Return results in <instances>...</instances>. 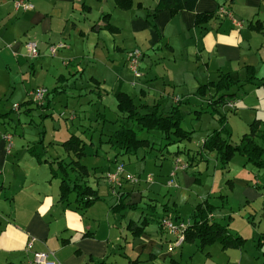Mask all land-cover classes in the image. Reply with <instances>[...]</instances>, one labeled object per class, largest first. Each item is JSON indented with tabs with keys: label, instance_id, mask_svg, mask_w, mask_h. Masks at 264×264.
<instances>
[{
	"label": "crops",
	"instance_id": "crops-1",
	"mask_svg": "<svg viewBox=\"0 0 264 264\" xmlns=\"http://www.w3.org/2000/svg\"><path fill=\"white\" fill-rule=\"evenodd\" d=\"M14 1L0 0V61L20 56L27 52V43H36L39 55L28 62L34 77L29 86L30 92L43 88L37 85L39 73L36 74L34 60L37 61L48 53L50 57L47 56V59L55 57L50 59L52 66L56 62L65 69L76 65L79 71L82 62L76 61L85 57L84 46L89 43L90 34L94 33V47L102 50L104 58L102 55L99 58L104 61L110 57L106 44L108 41L113 43L114 52L119 50L123 53L122 57H118L123 63L127 62L128 52L138 50L142 53L140 76H134L130 80L122 67L111 88L113 98L116 91H121L131 96L135 102L138 99L142 113L151 112L154 105L158 106L159 113H167L174 107L181 111V105H188L191 101L200 105L201 112L195 111L196 122L192 121L193 130L188 131L192 134L204 133L195 151L200 149L207 136L221 129L216 119L219 118L218 113L227 120L225 112L235 113L236 109H247L252 111L249 127L253 122L260 121V128L264 129V84L261 82L264 79V33L256 29L258 24L264 25V0H196L194 11L184 10L174 15L169 11L156 13L154 26L149 23L148 16L154 13L160 0H132L134 6L128 10L119 9L114 0H24L33 6L26 11L15 9ZM138 4L140 8L137 7ZM221 7L228 10L234 20L241 22V26L234 25L228 17H214L200 26L196 25L198 14H216ZM109 26L114 31H110ZM102 31L111 36L109 40L100 39ZM116 36L120 38L122 46L114 45ZM59 43L65 47L51 55L49 47ZM228 74L238 81L228 92L232 95L229 99L235 100L233 110L227 106L211 105L210 100L215 92L211 86L203 89L205 94L198 93L202 86L217 83L221 76ZM251 74L255 75V80L248 83L246 80ZM66 80L65 76L59 75L56 84ZM90 81L100 87L101 82L97 79L91 77ZM246 85L257 88L256 97L253 100L248 98L249 103H241L235 90ZM65 89L55 86L48 94L65 93ZM131 91L135 93L134 96ZM191 93L193 97L190 96ZM50 99L52 98L48 95L44 106L39 108L50 109ZM32 102L33 100H26L23 104L28 106ZM30 110L26 109V114ZM116 121L117 117L114 122ZM246 133L248 132H244ZM4 135L5 133L0 135V264H29L34 253H53L56 264H129L132 261L139 264H168L167 260L170 264H179L174 259L176 251L181 250V256L184 251H188L183 246L185 242L179 248L169 251V245L175 238L166 230H161L159 220L169 213L175 215L176 220L180 219L178 210L165 206L163 214L158 215L152 203L141 207L146 196L139 189L140 179L134 185L122 180L120 185L110 186L106 182V175L100 177L103 179L102 184L112 195L108 200L99 192V181L96 182V187L90 185V176L88 185L97 192L100 199L85 211L78 210L74 194L66 203L59 201V180L53 178L52 169L56 168V159H71L72 155L64 150L62 144L75 133L59 143L66 158L48 157L46 150H41L37 145H27L24 149L13 151L11 149L7 153ZM90 144L95 146L92 140ZM180 147L181 145L173 153L165 154H171L174 158L183 156L175 155ZM85 149L81 163L87 155ZM189 153L192 156L195 152ZM94 155L98 156V153L95 152ZM208 155L194 157L191 166L207 160L205 157ZM217 164H220L218 160ZM224 173H231L229 166ZM248 173H242L241 178L235 176L232 180L227 177L225 186L228 185L232 193L236 190L240 192L244 206L258 203L260 208L257 206L256 209L260 211V219L264 221V193L255 188ZM55 180L58 181L57 186L53 185ZM184 180L188 185L199 181L197 178L192 181L190 177H185ZM127 186H131V189H127ZM223 193L218 197L227 201L228 195ZM113 197L116 199L115 203ZM205 201L216 208L206 198L194 206L192 215L195 208ZM100 204L105 207H98ZM127 209L139 210L137 218L127 220L124 213ZM117 215L122 218L120 227L117 226ZM211 216L213 221L222 224L215 216ZM150 222H156L157 231L146 230ZM141 225H144L143 230H138ZM31 239L34 242L27 249ZM219 246L226 253L227 250H223L220 244ZM192 250L190 249L191 252ZM228 250L239 251L236 264H264V259L246 253L245 245ZM206 252V256L211 259L210 252Z\"/></svg>",
	"mask_w": 264,
	"mask_h": 264
},
{
	"label": "rangeland",
	"instance_id": "rangeland-1",
	"mask_svg": "<svg viewBox=\"0 0 264 264\" xmlns=\"http://www.w3.org/2000/svg\"><path fill=\"white\" fill-rule=\"evenodd\" d=\"M110 37L107 32H100V39L109 40ZM116 39L114 45L117 47L118 45L122 46L119 42L120 38L116 36ZM93 40H95L94 33L90 34L89 43L84 46L85 57L81 58L83 60L78 59L76 61L79 62L80 60L82 62L79 71H77L76 65L65 69L56 62L52 66L50 59L53 60L55 57L47 59L48 53L43 54L37 61H33L36 66V74L39 73L38 86H43L47 92H51L55 86L60 87V89L66 88L65 93L47 94L52 98L50 99L52 101L50 109H40L38 103L34 101L28 106L23 104L26 100H32L28 92H30L31 87L29 86L34 77L31 73L32 70H29L30 66H28V62L32 61V58L28 57V52H23L20 56L15 55V57L4 58L0 61V135L5 133L11 136L12 151L19 148L24 149L27 145H37L41 150H46L48 157L62 156V158H66L59 143L68 138L71 133H75L78 137L84 139L87 144L85 146L87 155L82 163L90 169L91 178L89 183L96 187V182L99 181V192L101 195L106 196L108 200L112 195L110 190L102 184L103 179L100 177L103 178L109 172H113L117 165H122L125 174L140 179L139 189L146 196L141 207L152 203L155 205L158 215L163 214L165 206H168V209L171 210L176 208L180 219L176 220L175 215L170 213L167 214L169 219L174 224L186 223L192 215L194 206L203 199L208 198L216 206L212 215L216 217L217 221L219 220L227 226L234 236H242L246 239L245 252L254 257H260L261 260L264 259V243L259 245L260 236L264 233V221L260 219V211L256 209L260 208V205L254 203V205L244 206L240 198V192L236 190L232 193L228 185L225 186L227 177L231 180L235 176L241 178L242 173H248V171L253 184H264V170L255 168L238 154L230 162L231 173L229 174L219 170L220 164L218 166L214 154L206 156L207 160L200 161L197 166L190 167L187 165L185 157L180 156L178 157L181 158V160L179 159L180 164L186 166L188 171L186 173L184 170H176V176L170 177L175 169V161L178 159L171 154H166V157L163 158L156 150L151 152L141 150L136 157L116 156V151L111 150L109 145L105 143L108 132L117 129L120 124V122H114L117 117V110L114 98L111 96V88L122 67L130 80L134 79V74L129 68L128 61L123 63L120 60L121 58H118L119 56L122 57L123 53L119 50L113 51V43L106 42L110 57L109 60L104 61V59L99 58L101 55L104 58L102 50L95 49ZM59 75L65 76L67 80L56 84V78ZM91 77L101 82L100 87L90 81ZM256 91L257 88L250 85L235 90L241 103L242 101L249 103L248 98L255 99ZM130 93L133 96L135 94L132 91ZM192 94L191 97H193ZM136 102L138 105L140 104L138 99H136ZM13 106H18L19 109L17 111L12 110ZM26 109H31L29 114H26ZM181 111L183 113L182 129L192 131V121L196 122L195 111L201 112L200 105L191 101L188 105H181ZM251 112L247 109L246 111L236 109L235 113L225 112L227 115L225 124L231 133L232 142L238 143L244 132H248L249 124L252 122L250 120ZM126 126L134 128L138 138L148 139L151 143H156V148L160 147L159 137H161V134L159 132L140 131L139 127L131 122L127 123ZM203 134L194 132L190 142L169 146L168 151L173 153L180 145V150L187 147L195 151L199 147L200 137ZM91 140L95 146L90 144ZM162 143L164 145V141ZM95 152L98 153V156L94 155ZM142 157H144V160H142ZM108 170L110 171L108 172ZM185 177H190L192 181L197 178L199 181L191 182L188 185L184 180ZM170 181H172V186L167 185ZM57 184L58 181H53L54 186H57ZM126 188L131 189V186ZM223 192L228 195L227 201H225V198L224 200L218 197ZM113 199L115 203V197ZM98 207H105V205L100 204ZM139 212V210L127 209L124 213L128 220L129 218H137ZM121 220V216L117 215L118 227H120ZM157 229L156 222H150L146 227L147 231H157ZM183 246L188 251L193 250L192 252L184 251L182 256L180 255L181 250H177L176 253L178 254H174V259L179 264H236L238 255H240L237 250L222 252L218 243L205 247L206 249L203 251H199V248L196 249L197 244L195 246V244L186 243ZM206 251L210 252L211 259L206 256ZM167 263L170 264V261L167 260Z\"/></svg>",
	"mask_w": 264,
	"mask_h": 264
},
{
	"label": "trees",
	"instance_id": "trees-1",
	"mask_svg": "<svg viewBox=\"0 0 264 264\" xmlns=\"http://www.w3.org/2000/svg\"><path fill=\"white\" fill-rule=\"evenodd\" d=\"M114 2L121 10H128L134 6L132 0H114ZM195 5L196 0H160L154 13L148 16V21L154 26L153 19L156 13L169 11L171 15H174L184 10L194 11ZM137 7L140 8V4H138ZM214 17L220 19L225 16H221L219 10L216 14H198L196 17V25L200 26ZM108 29L114 31L110 26ZM256 29L264 33V25L258 24ZM253 80H255V75L251 74L246 82L250 83ZM261 82L264 84V79H262ZM236 84H238V81L234 80L230 74L223 75L217 83H210L202 86L198 93L200 95L205 94L203 89L211 86L215 90L210 100L211 105L226 107L228 103H234L235 101L229 99L232 95L228 94V92ZM114 98L117 108V121L115 123L120 122V124L117 129L106 135L107 141L105 143L117 152L116 156H136L141 150H156L162 157H165V153H169V146L191 141L192 132L183 130L181 127L183 113L178 107H174L167 113H159L158 106L154 105L151 112L142 113L140 106L137 105L135 100L128 94L116 91ZM46 101L47 97L45 98V102ZM38 106L43 107L44 105ZM218 117L219 118L216 119L221 129L207 136L199 150L194 151L195 153L191 156L189 152H193V150L183 147L184 149L176 152L175 155L179 156V154H183L187 165L190 167L194 157L198 158V156H202L203 154L214 153L220 163L221 170L227 171L231 160L238 154L244 157L247 162L252 164L255 168L264 170V146L261 144V141H264V129L260 128V121L253 122L249 127L248 133L244 134L238 143H234L230 138L231 133L226 128V118L219 113ZM129 122L137 125L140 131L159 132L161 134V137H159L160 147L156 148V143H151L148 139L138 138L134 128L126 126ZM161 141H164V145ZM85 145L86 142L80 137L71 135V137L62 144L64 150L69 155H72L71 159H69V161L56 159V168L52 169L53 178L59 180V201L61 203H66L69 197L74 194L77 208L81 211H85L100 199L97 192L88 185V179L91 176L89 169L81 163V159L85 156ZM36 156L38 157V155ZM254 186L264 193V185L259 186L255 184ZM213 209L214 207L207 201L199 204L195 208V213L192 215L191 220L187 222L188 225L183 231L184 242L197 244L200 250L215 243H219L223 250L242 248L245 245V239L241 236H234L230 233L227 226L213 221L211 216ZM165 218L169 217L164 216L159 220V227L161 230L163 229L162 221ZM143 228L144 225H141L138 227V230H143ZM134 234H136V232H134ZM262 241H264V235L260 238V243H262ZM129 264L139 263L137 261H132Z\"/></svg>",
	"mask_w": 264,
	"mask_h": 264
},
{
	"label": "built area",
	"instance_id": "built-area-1",
	"mask_svg": "<svg viewBox=\"0 0 264 264\" xmlns=\"http://www.w3.org/2000/svg\"><path fill=\"white\" fill-rule=\"evenodd\" d=\"M14 8L15 9H21V10H30L33 8L31 4L24 0H15L14 1ZM219 14L221 16L228 17L232 20L233 24L240 27L241 22H238L233 19L231 13L227 11L224 8L219 9ZM65 45L62 43H59L57 45H52L49 47V52L51 55H54L58 49L64 48ZM26 49L28 52V57L35 59L38 57V49L36 43L30 42L26 44ZM142 53L138 50H133L131 52L127 53V61L129 63V68L133 72L135 77H139V67H140V61H141ZM47 90L44 88H36L35 90L31 91L29 96L32 98V100L38 105H44L45 103V98L47 96ZM227 107L229 109L234 108V103L230 102L228 103ZM19 109L18 106H13V110L17 111ZM5 143H6V152L10 153L11 148H12V138L9 134H5L3 137ZM181 161L177 159L175 161V169L174 171L170 174V177H174L176 174V170H186V166L180 164ZM106 182L110 186H117L121 184V181L124 180L130 184H137L139 182V178L125 174V171L123 169L122 165H117L115 167V170L113 172H109L106 175ZM168 186H172V181H170ZM188 223H183L179 222L174 224L169 218H165L162 221V228L166 230L168 233L174 236L175 240L170 243L169 245V251H173L176 248H179L183 243H184V234L183 231L187 227ZM34 242V239H31L28 244H27V249H30L32 247V243ZM29 264H56L53 253H34L33 259Z\"/></svg>",
	"mask_w": 264,
	"mask_h": 264
}]
</instances>
